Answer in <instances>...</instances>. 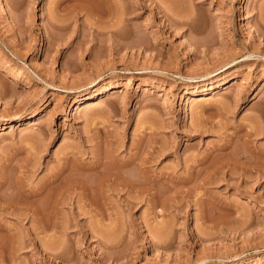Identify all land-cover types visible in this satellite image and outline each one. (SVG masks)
<instances>
[{"label":"rangeland","instance_id":"1","mask_svg":"<svg viewBox=\"0 0 264 264\" xmlns=\"http://www.w3.org/2000/svg\"><path fill=\"white\" fill-rule=\"evenodd\" d=\"M118 1L127 37L66 0H0V56L25 77L0 63L5 187L108 150L142 179L83 214L75 194L67 233L1 214L0 264H264V0Z\"/></svg>","mask_w":264,"mask_h":264},{"label":"bare ground","instance_id":"2","mask_svg":"<svg viewBox=\"0 0 264 264\" xmlns=\"http://www.w3.org/2000/svg\"><path fill=\"white\" fill-rule=\"evenodd\" d=\"M66 1H68L69 3L67 4V6L70 7V9H74V11L76 10V13L87 12L93 15L97 20H105L106 22L113 20L114 23H112V26L114 27V32L119 37H127V35H129V30L128 33H126L125 29L132 26V24L130 23L131 18L127 16L131 11L129 9L130 6L126 7V12L121 9L122 11L120 12V14H118L116 13V11L120 9L118 0ZM122 23L123 25L120 26ZM56 27H58V25H56ZM0 63L1 70L10 72V80H13L14 82L24 80V74L21 71H13L12 66L4 61L2 56H0ZM1 83L3 84L0 92H7L6 84L3 79ZM3 88L5 90H3ZM195 96L196 95L194 94L190 95L189 99H196ZM201 96H203V94H201ZM102 97L103 96H99L95 99H90L89 101H84L83 103L77 104L76 111L82 110L86 106H93L103 101L104 98ZM201 98H204V96ZM2 129L3 127L1 126L0 130ZM248 133H252V131H248ZM105 157L108 158V160L106 159L104 161ZM239 158H241V156H239ZM64 159L65 160L62 162V165L60 167H58L57 169H53V171H51L42 182H39L36 185H31L28 180L26 182L24 178L22 180V178L19 177L16 179V182L14 181L11 185L9 184L8 187H5L6 183H8L9 177L6 175L7 173H5V170H0V215L11 213L20 218L32 217L34 223H37L40 227H42L43 230L52 227L55 228V230L60 228L64 231V233H67L68 225H64L65 223L58 224L57 220L59 219L60 215H62V217H65L64 214H62L63 212H61V205L64 206L65 204H68L70 200L74 198L75 194H78L79 197V211L77 212L79 214H83L87 213L86 206L88 204H90V206L92 207H98L99 205H102L100 200L104 196L103 189L105 186H116L115 189H117V187H119L120 185L134 188L137 187L142 180L134 177L131 174L129 175V173H126L123 169L126 165L134 162L135 158H131L129 161H124L119 159L110 150L106 151L105 153L99 151L97 160L93 164H90V166H87L77 156L70 157L69 155H67ZM147 162L148 157L140 159L139 165L143 170L142 172H146ZM193 162V167L196 168L198 164L204 163L205 159H194ZM226 163L229 162L227 161ZM223 164L224 162H222V166ZM250 166L251 168L258 171L260 175H264V162H262V160L257 158V161L255 163H251ZM249 168L250 167L248 166V169ZM30 171L32 173L34 172L32 170ZM28 174L27 177L29 175V177H31V174ZM214 175L212 172H210L208 175L202 178L203 182L205 183L211 181L212 178H219L218 176ZM244 176L248 177L247 174H245ZM192 177L193 176H191V179ZM52 189H54L55 192L52 191ZM49 191H51L52 193V195L50 196ZM47 192L49 193L46 194ZM43 194L48 196H44ZM42 198H44V200ZM41 199L43 201L42 203H39V200L41 202ZM68 214L66 213L65 215ZM72 214L73 213L71 212V215ZM51 218L55 221L50 222ZM106 232L108 234H111L113 232L112 228H106ZM12 235V228L0 222V248L7 247V245L9 244L7 242V238L12 237ZM57 248H64V244H58Z\"/></svg>","mask_w":264,"mask_h":264}]
</instances>
